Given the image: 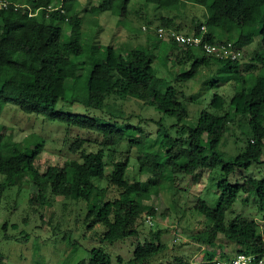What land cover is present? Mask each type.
<instances>
[{"label": "trees", "instance_id": "16d2710c", "mask_svg": "<svg viewBox=\"0 0 264 264\" xmlns=\"http://www.w3.org/2000/svg\"><path fill=\"white\" fill-rule=\"evenodd\" d=\"M73 1L79 0H0V118L5 106L15 105L25 114L41 115L68 130L96 135L95 142L89 143L98 147L88 149V141L79 136L70 146L78 158L41 171L37 160L43 142L34 143L32 138L16 141L0 124V173L5 176L0 180V211L8 191L30 185L34 191L27 201L28 215L38 207L53 209L58 197L85 202L89 228L101 224L103 241L113 244L139 237L147 216L155 219L157 211L151 202L158 198L167 173L176 179L211 170L219 174L214 182L218 197L215 206L202 198L195 205L202 225L195 239L208 247L195 264H215L238 254L264 257L261 225L234 211L239 200L247 203L253 196L264 223V176L240 173L264 163V0H145L164 9L179 4L204 7L206 18L194 22L186 34L199 36L205 26L207 41L234 42L243 55L261 25L262 50L243 69L242 58L232 61L208 56L202 49L159 37L154 29L163 49L175 53L181 65L192 63L189 70L174 73V82L191 80L202 66L210 64L217 66L216 72L231 73L225 82L236 79L229 102L214 94L211 109L200 111L193 125L180 88L171 83L157 87L159 70L151 48L84 43L67 33V28L74 31L81 23L79 13L73 12ZM117 1L102 0L98 11H111ZM131 1L121 0L123 23ZM50 7L56 9L50 11ZM152 25L149 20V34ZM158 27L181 32L176 19L169 16H161ZM260 69L262 73L255 74ZM212 83L219 84L218 80ZM132 103L154 109L160 119L129 112ZM165 118L175 122L166 127ZM242 118L247 127L235 142L243 146L225 160L220 143L230 125ZM149 121L158 126L156 135L144 127ZM132 160L137 163L139 178H130ZM238 175L240 179H235ZM153 225H149V237L137 242L128 260L122 256L113 259L102 247H93L89 257L78 264H194L186 254L167 260L169 247L161 240L162 231L152 229ZM7 226L8 221L0 225L4 231L0 240H17L6 233ZM22 234L29 239L25 231ZM215 247L220 248V256ZM0 264H6L2 254Z\"/></svg>", "mask_w": 264, "mask_h": 264}, {"label": "rangeland", "instance_id": "374dc122", "mask_svg": "<svg viewBox=\"0 0 264 264\" xmlns=\"http://www.w3.org/2000/svg\"><path fill=\"white\" fill-rule=\"evenodd\" d=\"M101 2L102 0L73 1V12L79 13L81 23L74 31L67 28V33L84 43L98 41L104 45L113 44L126 48L143 46L151 48L155 56V66L159 70L157 87L164 88L165 83H171L180 88L190 111V124L196 122L200 111L210 108L214 94L226 97L229 102L235 92L236 79L225 82L226 77L231 73L216 72L217 66L214 64L202 66L191 80L174 82V73L189 70L192 63L181 65L180 58L177 59L175 53L170 55L167 49H163L154 30L161 24V16H169L176 19L182 33H188L194 22L203 21L206 18L205 15L208 13L204 7L179 4L171 5L170 9H164L148 4L145 0H132L126 21L123 23L120 21L119 14L121 0L115 3L111 11L99 12L98 6ZM149 20L153 21L150 34L144 30ZM260 28L261 25L256 28L254 42L244 49V55L240 60L241 69L248 63H252L257 52L262 50ZM261 71L262 69L255 74L262 73ZM235 75L237 77L239 74ZM213 80H218L219 84L212 83ZM226 108L229 106L226 105ZM129 112L141 114L147 119L152 117L159 120L161 116L152 108H141L134 103L129 107ZM138 119L135 118L133 121L138 122ZM163 122L168 127L175 120L165 118ZM0 124L4 126L7 136L11 134L16 141L23 142L25 139L32 138L34 143L43 142V152L37 160V166L41 171L50 165H63L67 160L78 158L79 154L70 151V146L79 136L88 141L86 142L88 149L93 150L98 147L97 143H91L97 139L96 135L78 129L68 130L65 126L50 122L41 115L25 114L15 105L5 106ZM143 125L148 132L157 134L158 126L154 122L149 121L148 124ZM246 125L244 118L230 125V130L219 146V151L225 160L232 159L243 146L235 141L236 137L242 133V129L247 127ZM240 173L246 176L262 177L264 163L243 169ZM129 175L131 179L139 178L137 163L134 160L129 167ZM4 177L0 173V180ZM218 178L219 174L211 170H202L194 175L177 176L176 179L170 173L165 176L160 194L158 198L152 200L151 204L157 211L152 229L162 231L161 240L169 247L167 260L180 255L185 256V254L194 264L203 259L208 247L201 245L195 239V235L202 229L195 205L198 199L202 198L215 206L218 194L215 192L214 182ZM143 179L145 180L146 177ZM235 179H240V176L238 175ZM32 191L34 187L30 185H25L20 191L12 188L3 198L0 225L8 221L6 233L18 238L17 240H0V254L4 257L6 264H78L79 261L89 257V250L93 247H102L113 259L122 256L128 260L132 257L137 242L149 237L151 228L147 223H142L139 237L113 244L104 242L102 239L104 228L101 224L89 228V222L86 220L88 214L86 203L66 200L62 197L57 198L53 209L38 207L36 211L31 210L28 215L27 201ZM246 197L247 195L243 199ZM248 199L247 203L239 200L234 205L235 215L241 214L246 219L257 220L264 234V223L260 220L256 200L253 196H249ZM24 219L27 220L26 223ZM23 231L29 234L28 240L23 238ZM3 233L4 231L0 228V238L3 237ZM228 249L231 250V248ZM215 251L217 256L221 255L219 247H215Z\"/></svg>", "mask_w": 264, "mask_h": 264}, {"label": "built area", "instance_id": "2783aa9c", "mask_svg": "<svg viewBox=\"0 0 264 264\" xmlns=\"http://www.w3.org/2000/svg\"><path fill=\"white\" fill-rule=\"evenodd\" d=\"M61 0L60 3H62ZM56 8L50 7L49 10H54ZM147 27H144L146 30ZM201 34L199 36L193 34H186L171 29H165L162 27L156 28V33L159 37H164L166 39L176 42L180 46H187L196 49H202L204 53L208 56H212L221 60H239L243 56V50L237 48L234 42H225L212 44L205 39L206 27L202 26ZM146 222L149 225L154 224V219L152 216H147ZM264 264V257L257 258L255 255L238 254L236 257L230 260H217L215 264Z\"/></svg>", "mask_w": 264, "mask_h": 264}]
</instances>
